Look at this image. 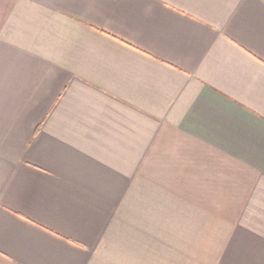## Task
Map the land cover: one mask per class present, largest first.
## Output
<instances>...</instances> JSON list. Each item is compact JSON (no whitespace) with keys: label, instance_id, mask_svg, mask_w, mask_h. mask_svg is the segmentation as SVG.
Instances as JSON below:
<instances>
[{"label":"crops","instance_id":"0c3cea01","mask_svg":"<svg viewBox=\"0 0 264 264\" xmlns=\"http://www.w3.org/2000/svg\"><path fill=\"white\" fill-rule=\"evenodd\" d=\"M167 192L264 264V0H0V264H118Z\"/></svg>","mask_w":264,"mask_h":264},{"label":"rangeland","instance_id":"374dc122","mask_svg":"<svg viewBox=\"0 0 264 264\" xmlns=\"http://www.w3.org/2000/svg\"><path fill=\"white\" fill-rule=\"evenodd\" d=\"M173 194L167 192L166 197ZM144 205L143 210L135 203L127 230L119 232L118 245L112 248L118 264H207L206 256L218 253L217 241L199 245L205 244L209 226L204 199L148 198ZM210 217L212 222L215 216ZM218 233L210 231V239L220 238Z\"/></svg>","mask_w":264,"mask_h":264}]
</instances>
